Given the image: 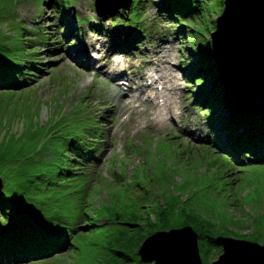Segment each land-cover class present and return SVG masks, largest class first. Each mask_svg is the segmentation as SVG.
Here are the masks:
<instances>
[{
	"label": "rangeland",
	"instance_id": "374dc122",
	"mask_svg": "<svg viewBox=\"0 0 264 264\" xmlns=\"http://www.w3.org/2000/svg\"><path fill=\"white\" fill-rule=\"evenodd\" d=\"M95 1L0 0V55L26 61L31 73L22 70L14 85L0 86L2 191L22 206L10 211L14 219L65 232L71 242L49 256L19 262L17 255L15 262H0L153 264L142 262L135 234L138 224L156 222L158 211L167 226L156 231L190 226L198 234L203 264L223 253L217 238L233 246L235 240L264 245V162L250 163L257 157L253 153L232 156L231 144L221 143L223 132L211 121L208 126L204 106L195 102L201 91L193 80L200 70L193 50L204 25L218 13L207 8L195 20L177 21L160 12L167 8L165 0H140L146 30L134 25L126 31L127 22L113 23L115 13L103 15L101 9L99 15ZM87 34L110 46V59L102 61L109 71L121 65L116 72L121 75L128 64L147 75L170 68L169 74L162 72L163 80L171 79L165 93L174 100L171 113H160L165 125L150 120L161 110L146 98L150 90L128 91L120 78L116 88L109 73L86 68L85 50L83 60L70 56L72 47L86 43ZM134 57L137 67L128 61ZM205 81L210 89V79ZM134 94L143 100L136 109ZM251 110L264 112L259 106ZM222 112L220 106L214 114ZM80 139L91 146L82 157L70 146L73 140L77 149ZM10 223L0 217V236Z\"/></svg>",
	"mask_w": 264,
	"mask_h": 264
},
{
	"label": "trees",
	"instance_id": "16d2710c",
	"mask_svg": "<svg viewBox=\"0 0 264 264\" xmlns=\"http://www.w3.org/2000/svg\"><path fill=\"white\" fill-rule=\"evenodd\" d=\"M139 1L140 0H134L130 13H125L121 10L116 11L113 23L114 21L122 23L127 22L125 27L126 31L135 28L134 25H136L139 26L137 27L139 32H145V25H142L144 20L139 16V10L140 8H143V4L137 5V2ZM207 1L208 0H165V3L167 2V8H161L164 10H159L160 12H165L168 19L170 18L177 21H183L188 17H190L191 20H195L197 15L201 14L200 16H202L203 11L207 8L212 9L218 14L221 13L224 7V0H210L211 5H209V3L207 4ZM215 23L216 21L214 20L210 25H204L206 27L203 29L204 35L199 39V44H197L194 50L192 49L193 52L195 51L194 54L198 57V65L200 67L199 72H196L193 77V80H195L201 90V95L197 97V104L202 107L204 106L208 121H211L212 124L218 125L216 129L224 132L221 143L230 140L234 145H239L236 149L243 152L255 153L257 154V157H255L254 160L257 162H264V114H249L237 107L238 110H236L229 105L228 100L225 98L226 86L219 79L220 69L217 65H214L211 60L210 34L215 28ZM205 31L207 33H205ZM195 34H192L191 36L194 38L197 37ZM3 40L4 37H0V43ZM191 44H194V41H192ZM28 61L29 63L31 62L30 59ZM189 61L191 67H194L195 64L193 63L195 62L192 61V59H189ZM185 62L187 63V61ZM26 63V61L20 63L18 62V59L14 57L6 59L3 55H0V86L7 87L14 85L13 79L18 77L22 70L24 71V75L27 74V76H29L31 73L29 72V66H27ZM30 66L36 67L35 64ZM206 78L208 79V82L210 79V89H207L205 86V83L207 82L205 81ZM220 106H222L223 112L216 116L214 111H216V107L220 108ZM88 131L89 129L84 133L76 132L74 139H78L77 137L79 134L85 135V133H89ZM70 141V146L76 152L78 157H82L91 147L89 141L76 140L78 147L75 149L71 145V143L73 144V140ZM258 154H261L262 157ZM19 206L22 207L18 199H13L11 196L4 193L2 189L0 190V217L12 220V223L6 227L3 235L0 236V261L5 260L7 262H15L16 256L19 255V262H24L20 260L37 259L49 256L50 254L55 253L56 250H65V248H68L70 242L69 234L55 229L51 230L48 227H43L34 220L32 221L28 218H25L24 220H21V217L14 219L11 216L10 211H16ZM156 215V222H150L143 227H141L142 224H138L139 226L137 225L138 228L136 229L137 232L135 234L137 237L135 241L137 249L143 240L151 235V233H155L157 229L166 228L165 214L158 211ZM182 223L186 224L187 220H183ZM208 237L207 241L215 245L213 238L210 236ZM205 238H207V236ZM133 239L134 237L131 236L127 243ZM216 246L220 247L219 245ZM116 253L123 255L121 252ZM0 264L3 263L0 262Z\"/></svg>",
	"mask_w": 264,
	"mask_h": 264
},
{
	"label": "bare ground",
	"instance_id": "6f19581e",
	"mask_svg": "<svg viewBox=\"0 0 264 264\" xmlns=\"http://www.w3.org/2000/svg\"><path fill=\"white\" fill-rule=\"evenodd\" d=\"M109 2L110 4H113L115 1L110 0ZM263 8V0H227V9L225 11V15L221 19L223 20L221 27H224V23L228 22L231 29H234L233 27H235V35L233 36L227 33L229 30L226 32L225 29L223 32L219 30L220 32H217L214 36L215 46L217 45L216 41L219 42L218 37L223 38V40H220L219 42L220 44L222 43V47L219 46L217 49L215 48V53H213L215 54L216 65H218V68L220 69V80H224L225 76H227L231 84H233V91L235 92V96H233L234 101L229 100V85L226 84L227 92L225 91V98L228 100V103L232 108H235L236 110L240 109L242 111L245 110V112L250 111L255 106H259L264 109V65L263 67L261 66L258 51L259 44L262 42L260 31L262 26L261 11ZM238 11H240L239 18ZM234 12H237V16L235 15L236 17L234 15H230ZM240 16L244 19L243 23L240 22L242 20H240ZM256 32H258L257 36L254 34ZM244 34H246L245 37ZM85 39L86 43L82 45V47L78 49L72 47V50H70V56H78L83 60V58H81V56H83L81 51L85 50L88 54V58L86 57V63L88 64L86 65V68L89 67L91 70L102 71L103 74L109 73L113 82H118L116 88L120 89V86L122 85L120 79H125L124 82L125 85H127L126 90L131 91L132 89L134 92H139L143 88V85H146L147 82L156 80L157 84L149 88L150 93L146 96V98L150 99L153 106L162 105L163 109H161L158 113L153 111V116L150 120L156 124L165 125L166 122L162 119L164 117L162 115V118H160V113L162 111L171 113L174 100L168 94L161 91V89H165L168 86V82L171 81V79L163 80L164 77L162 72L165 70L166 74H169L170 68L168 66H163L161 70H157L155 72L152 71V76L156 75V77H149V79L144 80L143 77L147 75V72L142 71L141 74L138 68L134 71L130 70V64H128L123 66L121 69L122 74L119 75L116 72L121 65L119 67L115 66V68L110 71L104 68V62L102 61H107L111 57V54H109L111 48L104 42L105 39L98 35H90L88 37V34ZM225 39L227 40L225 41ZM230 44L233 47L232 51L228 48ZM113 51L115 52L114 49ZM98 52H102V55L99 56ZM118 53L125 54L126 52ZM113 54H117V52ZM128 61L133 67L138 66L135 57ZM119 94L122 96L124 95L121 91H119ZM154 97H156V100H153ZM234 98H237L238 100L235 101ZM142 101L143 100L138 94H134L131 100V102H133L132 107L136 109L142 104ZM135 102L138 103L136 104ZM128 104L129 103L124 106H127ZM146 104L150 103L148 102ZM246 107H250L251 109L247 110ZM143 111L144 110H142L141 113ZM174 113L176 112L174 111ZM185 129L188 130V124L185 125ZM248 254L257 253L250 252L242 245L233 248V250L227 249L225 256L222 258L221 264H248ZM257 262L264 263L263 260H257Z\"/></svg>",
	"mask_w": 264,
	"mask_h": 264
},
{
	"label": "water",
	"instance_id": "95a60500",
	"mask_svg": "<svg viewBox=\"0 0 264 264\" xmlns=\"http://www.w3.org/2000/svg\"><path fill=\"white\" fill-rule=\"evenodd\" d=\"M109 1L110 0H96L95 1L94 3L95 8L99 15H101V9L103 10V15L105 14L108 15L109 13H113L117 9L128 10L132 0H114L115 2L112 5H109L108 6L109 8H107L108 3H110ZM226 9H227V0H224V7L221 13L217 15L215 19L216 21L215 28L210 34L211 53H212V57H213L215 64H216L215 54L213 53H215V48L217 49L219 46L222 47V43L220 44L219 42L220 40H223L222 37H218L219 42L216 41L217 45L215 46V38H214L215 34L220 31L223 32L226 29L225 30L226 32L229 30L227 33L233 36L235 35V31H234L235 27H233L234 29H231L228 22L224 23V27H221V23L223 22V20L221 19L225 15ZM238 13H239L238 18H239L240 11H238ZM261 14H262V24H261L262 26H261L260 33L262 37V40H261L262 42L261 44H259L258 51H259V61L261 63V66L263 67L264 65V8L261 11ZM230 15L237 16V12H234ZM240 20H241L240 22L242 23L244 22V19L242 16H240ZM232 26H233V23H232ZM254 34L257 36L258 32ZM245 36L246 34H244V37ZM226 40L227 39H225V41ZM228 48L230 51L233 50V47L231 44L229 45ZM222 82L224 83L225 86L226 84L228 85L230 84L231 87L233 88V84H231L227 76H225L224 80L222 79ZM230 85H229V95L228 96H230L231 100L234 101L233 96H235V92L234 91L231 92ZM225 90L227 92V89ZM234 99L235 101L238 100L237 98H234ZM256 107L257 106H255L254 108ZM246 108L247 110L251 109L250 107H246ZM246 112L255 113V114H264V112H257L256 110H250ZM2 187L3 185L1 182V178H0V190L2 189ZM187 233L190 235H187ZM224 239H230L231 241H233L232 238H228V237ZM197 240H198V234L192 229V227L182 226L180 228L169 229L167 231H156L155 233L147 236L143 240V242L140 244L138 251H139L142 262H153V264H203L199 256V246H198ZM216 241L223 246V253L216 260L212 261L209 264H221L222 258L225 256L227 249L233 250V248L240 246L242 244H246L247 247H245L246 245H242V246L248 249L250 252L257 253V254H248V264H264V263L257 262V260L264 261V245H259V244L248 242V241L235 240L234 242H238L239 244L234 243L237 245L233 246V243L231 245H227L225 241L221 242L222 240L220 241V238H217Z\"/></svg>",
	"mask_w": 264,
	"mask_h": 264
}]
</instances>
